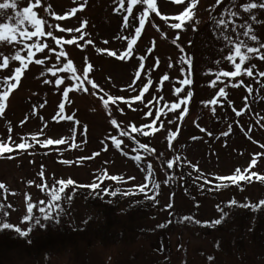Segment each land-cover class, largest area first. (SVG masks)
Masks as SVG:
<instances>
[{
  "label": "rangeland",
  "instance_id": "374dc122",
  "mask_svg": "<svg viewBox=\"0 0 264 264\" xmlns=\"http://www.w3.org/2000/svg\"><path fill=\"white\" fill-rule=\"evenodd\" d=\"M227 2L224 0L216 12L219 13ZM246 2L249 0H236L237 10L240 11L239 6ZM82 3L83 0H42V6L34 8L37 18L42 17L55 26L49 29L44 25L45 32L51 30L58 39L76 38L77 43L56 45L51 37H40V42L49 47L43 52L33 49L32 61L10 93L5 115L0 116V141L10 145L20 142L33 145L27 151H13L10 154L12 159L7 158L9 154L0 155V184L5 186L0 189V203L12 206L4 209L9 212L5 220L21 230L32 229L27 237L13 243L2 242L6 239L5 235L0 238V264H264V207L254 212L251 208L238 206L264 200V185L253 179L250 183L241 182L237 187L216 179L234 174L237 168H248L254 157L257 165L251 170L264 174V147H261L264 145V89L255 92L259 86L254 78L242 75L232 80V83L242 80L244 84L252 85L253 96L259 97V102L250 98V110L244 109L237 117L232 109H243V98L248 95L246 89L229 86L226 88L228 98L224 99L218 97L219 87L223 84L217 82L216 87L210 86L211 81L216 80L215 72L234 70L229 62L223 60L228 50L220 51L223 45L210 30L208 9L215 5L216 0H199L196 18L200 23L196 25L197 31H193L191 23L185 25L184 31L174 30L169 25L177 21H165L151 13L137 43L133 45L131 58L126 61L107 54L108 51H115L120 55L127 50L128 41L119 37H134L133 29H122L126 13H114L117 7L114 0H87L83 11L76 16L67 15L71 8ZM27 4L28 0H19L18 9ZM44 7H48V11ZM157 9L161 16L174 17L183 11L184 5H176L172 0H157ZM142 10L143 6H137L133 15ZM253 11L261 23L251 21L250 14L242 11L244 19L238 23L246 20L252 25L254 34L264 42V9ZM6 15H12L11 10ZM56 15H66V19L58 21ZM83 19L88 21L84 31L89 33L84 40H79L80 33L59 31L60 27H79ZM133 23L138 26V20ZM153 23L157 27H153ZM178 31L180 40L177 44L184 48V53L173 43ZM88 40L92 43H87ZM16 50L12 46L0 45V52L8 56ZM60 51L65 56L60 58L57 67L71 59L73 67L77 68L76 74L81 75L82 70L91 64L89 79L98 88L92 89L85 83L89 91H73L69 93L70 102L64 100L55 79H65V83L71 86L73 82L67 79L71 74L57 71V77H52L46 71L57 63L56 53ZM186 54H190L192 59L191 84L181 85L179 81L188 76V65L180 61V57ZM21 55L26 58L27 51H22ZM140 56L146 57L143 70L138 67ZM2 59L0 57V62ZM36 59H44L45 64H35ZM217 60L221 61L219 65L215 63ZM248 63L257 65L254 71H264V60L253 59ZM18 66V61H10L9 69H0V77L11 75ZM182 67L185 69L183 74ZM149 68L154 69L151 72L153 84L143 98L144 103H141L134 97L139 95L143 83H147L145 74ZM209 70H212L211 73ZM137 71H141V79L136 80V91H132L129 85ZM165 74L169 76L168 81H162ZM220 79L228 83V78ZM44 80L51 83L45 84ZM175 87H183L185 92L177 97ZM188 90L193 92V96L188 105L181 106L187 107L188 112L180 120L177 119L178 113L169 111L165 105L178 102ZM93 92L95 95L91 94ZM108 96L123 98L116 99L115 103L109 101L111 115L101 99ZM153 96L163 99L157 103ZM213 98L218 99L217 105L205 107L202 103ZM60 103L65 104L62 115L59 113ZM213 108L216 109L215 115L211 111ZM149 110L152 116L146 115ZM157 110L167 113L155 120L156 127L163 122L164 128L149 137L131 131L132 126L142 128L152 123ZM68 115L73 116L71 121L64 119ZM112 118L117 120L120 129L110 123ZM169 119H176V123L169 124ZM84 125L87 126L86 135L82 132ZM200 128L205 131L201 132ZM121 129L128 130L132 139L119 136ZM144 130L151 132V129ZM169 130L176 131L171 147ZM113 136L122 141L119 148L113 144ZM59 138H64L66 143L40 147L41 141ZM137 141L155 149L153 155L149 156L140 149ZM136 155L141 156L140 162L134 159ZM176 156L180 157L179 161L174 159ZM169 159L174 163L171 170L162 164ZM149 162L153 166L152 179L160 185L159 189H154L147 181L148 194L155 195V204L138 193L136 187L146 182V165ZM41 171L44 172L43 177L39 175ZM113 175L116 180L109 179ZM169 176L173 179L169 180ZM68 179L76 185L97 183L100 188L93 191L88 187V192H80L84 188L68 186V193L73 192L72 188L79 191H74L70 203L60 202L64 211L58 215L54 211L55 219L43 220V214L34 209V216L41 218V224L22 222L28 203L44 201L40 206L47 207L52 191L60 187L56 181ZM205 180L210 183L205 184ZM105 187L109 192L119 191L116 196L106 195L103 191ZM125 192L137 194L124 195ZM97 193L114 205V212H104L101 207L92 204ZM231 200L237 201V205L230 206ZM152 201L153 205H149L148 202ZM136 204L140 207L136 208ZM216 219H221L219 225L211 223ZM2 231L10 234V230ZM30 236L42 241L44 237H51L46 242L49 247H42L43 244L38 241L34 244L35 250L29 251L26 239H31Z\"/></svg>",
  "mask_w": 264,
  "mask_h": 264
},
{
  "label": "snow or ice",
  "instance_id": "6c2138e0",
  "mask_svg": "<svg viewBox=\"0 0 264 264\" xmlns=\"http://www.w3.org/2000/svg\"><path fill=\"white\" fill-rule=\"evenodd\" d=\"M172 2L176 5H184V9L180 14L175 15L174 17H167V16H161V13L157 9V0H114V3L117 5V7L114 8V13H126V15L123 16V23H122V29H133L134 31V37L130 36H124L119 37L120 39L127 40V50L122 52L120 55H117L115 51H108L107 54L109 56H115L118 60L126 61L127 59H130L133 53V45L137 43V38L140 37L142 30L145 27L146 21L150 19V14L155 13L156 16H159L161 19L167 21L169 19H174L177 21L176 23H171L169 26L174 30H180L184 31L186 30L185 25L191 23L193 27V31H197L196 25L200 23L199 19L196 18L197 16V6L199 4V0H172ZM18 3L19 0H0V45H6V46H12L13 48H16L17 50L15 53L11 56L5 55L3 52H0V57H2V62H0V69H9L10 61H18L19 65L18 67H15L14 70H12V74L9 76L0 77V116L5 115V110L7 107V102L10 98V93L17 87L19 84L21 77L23 75L24 70L27 68L28 63L32 61L33 58V49H35L37 52H43L45 48H48V44H42L40 42V37H51L52 40L55 41L56 45H74L77 43L76 38H70V39H58L56 36L53 35V32L51 30L45 32L43 30V26L47 25L49 29H52L55 27L54 25L48 24V21L44 18H37V12L34 11V8H37L38 6H42V0H28L27 6L23 7L22 9H18ZM125 4L127 5L125 7ZM221 4H224V0H216L215 5H212L209 7V26L210 30L214 34V38L219 40L222 43V47L220 49L221 52H223L225 49L228 50L227 55L223 57V60L229 62L231 66L234 68L233 71H227V70H219L214 73L216 76V80L211 81L210 86L216 87L217 82L220 84H223V87H219L218 90V97H223L224 99L228 98V93L226 92V88L229 86L232 88H239L243 86L247 91V96L243 98V109L237 110L236 108H233V112H235V115L237 117L242 115V112L244 109L250 110L249 105V99H255L257 102H259L258 96H253L254 88L252 85L244 84V81H238L236 83H232V80H234L237 77L240 76H246L249 78H254L255 83L259 86L255 89L256 93H259L260 89H264V71H254L257 68V65L254 63H248L250 60L257 59V60H264V42H261L257 35L254 34V30L251 24H249L246 20L243 23H238V21L243 20L244 18L241 16V11L243 13L250 14V20L256 23H261V21L257 20V16L254 13L253 10L257 9H264V0H261V2H249L243 3L239 6L240 11L237 10V3L236 0H228L227 4L224 5L223 8L220 9L219 13L216 12V9L220 7ZM87 5V0H83V3L79 7H73L71 8L70 12L67 13L68 16H76L78 12L83 11L84 7ZM137 6H143V10L138 13V15H133L134 9ZM8 10H11L12 15H6V12ZM45 11H48V7H44ZM79 19V17H77ZM131 18V19H130ZM55 19L58 21H62L66 19V15H56ZM138 20V26H136L133 22ZM88 21L87 19L80 20V26L76 28H64L60 27L59 31L61 33L67 32H77L80 33L79 40H84L86 36L89 35V33L85 32L84 29L87 28ZM153 27H157L155 23L152 25ZM157 30H159L157 28ZM180 31L177 32V35L175 36L173 43L176 44V46L179 48L181 53H184V48L177 44V41L180 40ZM36 38V39H33ZM26 41H32L31 44L27 43ZM251 42V43H250ZM87 43L91 44L92 41L88 40ZM105 43H108L105 41ZM19 46V47H17ZM189 46H191V41H189ZM27 51V57L21 55L22 51ZM99 52L100 49H97ZM62 56H65V53L63 51L56 53V61L57 63L52 64L50 68H47L46 71L50 72L52 77H57V71L59 72H66L70 73L71 75L67 77V79L71 80L73 83L71 86L67 85L65 83V79L57 78L55 79V85L57 88L62 91L63 98L66 101L70 102L69 99V93L80 90V91H89L87 87H85V83L88 85H91L92 89H97L98 85L96 83H93L91 79H89V71L92 68L91 64H88L86 68L82 70L81 75H77V68L73 67V61L69 59L66 64H63L60 67H57V64L60 61V58ZM187 56V58H186ZM138 59L141 61L139 64V69L143 70L144 60L146 57L140 56ZM85 61H87V58L85 57ZM180 61L183 64L188 65V76L180 80L179 83L181 85H190L191 84V63L192 59L190 54L182 55L180 57ZM159 63V60L157 58V64ZM217 65L221 63L220 60L215 61ZM35 64L37 65H43L45 64L44 59H36ZM247 64V67H244V65ZM169 67H172L171 64H169ZM53 69H57L56 71H53ZM153 68H149L148 72L145 74L147 78V83H143L142 88L140 89L139 95L134 97V100L141 101V103H144V97L146 93H149L150 86L153 84V80L151 79V72L153 71ZM212 70H209V73H211ZM185 72V69L181 68V73L183 74ZM206 73V74H209ZM43 75V73H42ZM228 78V83H225L224 80H221L220 78ZM141 79V71L136 72V77L133 80L132 84L129 85V88L132 89V91H136V88L134 87L136 80ZM169 76L167 74L163 75L162 81H168ZM45 84L51 83L49 80L43 81ZM176 83L175 81L173 82ZM63 85L64 87H60ZM103 91V89H101ZM185 90L183 87H175L174 93L177 95V97H180L181 93H184ZM95 95V92L91 93ZM107 95V93H105ZM193 96V92L191 90H188L183 98H179L178 102L166 104L165 106L168 108L169 111L178 113L177 119L183 120L184 115L188 112V108L184 107L181 108L182 105H188L189 101L191 100ZM104 103L105 109L109 111V115H111V110L109 109V101H112L113 103L116 102V99H123V98H114L111 96H108L107 99H104L101 97ZM153 100H157V103L159 100H162L163 97H152ZM126 103L128 101H125ZM205 107H207L209 104L211 105H217L218 99L213 98L210 101L202 102ZM229 104H231V101H229ZM145 107H148V104H144ZM222 106V105H221ZM65 110V104L60 103L59 104V113L62 115ZM135 110V109H134ZM121 111H123L121 109ZM212 113L215 115L216 109H211ZM147 116H152L153 113L151 110H149L146 113ZM164 115L166 116V112H161L160 110H157L155 113V119L152 123L145 124L142 128H137L135 126H132L131 131L139 133L140 135L144 137H149L150 135H153L156 132H159L161 128H164L165 125L163 122H161L159 127L155 126V120H159L160 117ZM64 119H67L71 121L73 119L72 115H68L64 117ZM259 122V121H258ZM76 123H79L77 121ZM110 123L115 126L117 129H120V125L118 124L117 120L115 118H112ZM169 124H175L176 119H169ZM144 129H151L150 131H146ZM178 131V129H177ZM201 132H204V128H200ZM229 131H231V125H229ZM82 132L84 135L87 134V126L84 125ZM228 133H224V135H227ZM73 135H75V131L73 130ZM211 135V133H209ZM119 136L121 137H129L130 133L128 130L121 129L119 131ZM176 136V131L169 130L168 132V140L170 142L171 147V140ZM9 141H11V136L8 138ZM112 142L115 144L117 148L120 147L122 141L118 140L116 137H112ZM66 143V140L64 138L59 139H46L45 141L40 142V147H46L47 145H64ZM103 143V142H102ZM138 143V146L140 149H142L147 155L151 156L155 152V149L150 148L147 143ZM33 145L27 142H20L19 144H13L10 145L6 141H0V155L9 154L7 155L8 159H12L13 156L10 155L13 151L19 150V151H27L28 149L32 148ZM261 147H264V145H261ZM135 151V149H133ZM97 155H99L97 153ZM160 155H163L161 153ZM134 159L137 162L141 161V156L136 155ZM176 161L180 160L179 156H176L174 158ZM162 164H166L167 169L171 170L174 167L173 160H165L162 161ZM257 165V159L254 157L251 162L250 166L248 168H237L235 170V173L229 176H223V177H216L217 180L227 181L230 182L232 185H236L239 187L241 185V182L244 183H250L253 181V179L259 180L260 183H264V175H260L255 171H252L251 169L256 167ZM147 174L145 176V183L136 186L138 189V193L144 194L145 198L148 200H155V195H149L147 189L149 188V182L152 184V187L154 189H159L160 185L152 179L154 172H153V166L152 163H147ZM143 170V169H142ZM41 177L44 176V172L41 171L39 174ZM182 178V177H181ZM111 180H116L117 177L115 175L109 177ZM130 179H135V177H131ZM169 180H172L173 177L169 176ZM199 179V177H197ZM31 183V182H30ZM205 184L210 183L208 180L204 181ZM57 185H60L59 188H55L52 191L50 200L48 201L47 207H42L40 205H43L44 201H39V204H33L28 203L26 207V215L23 217L22 222H29L34 221L35 224L40 225L41 224V218L39 216H34V209H37L39 213L43 214V220L51 221L56 218L54 216V211L58 215L59 213H62L64 211L63 207H61L60 202L62 200L71 202L73 199L75 192L68 193L66 192V188L68 186H73L77 188H88L90 187L93 191L100 188V184L93 183L91 185H76V183L72 179L68 180H57ZM40 187V185H37ZM227 186V185H225ZM219 187V185H217ZM5 186L3 184H0V189H4ZM243 190V188H241ZM104 194L116 196L117 191H111L109 192L108 189L105 187L103 189ZM59 193H63L64 195H60ZM124 195H135L136 192H125ZM14 195V194H13ZM99 195V193H97ZM229 205H237V201L231 200L229 201ZM241 208H251L252 211H257L260 208L264 207V200H260L258 203L252 204V203H243L238 205ZM11 204H3L0 203V210H2V215H0V230H14L22 237H27L29 233L32 231L31 228L24 231L21 230L19 227H15L10 222H7L5 218L9 215V212L4 210L6 208H11ZM219 211L223 213V209L217 206ZM226 216L227 214L224 213ZM185 219H191L190 217H185ZM58 222V220H57ZM214 225H219L221 223V219H216L215 221L211 222ZM159 227H163V225H159Z\"/></svg>",
  "mask_w": 264,
  "mask_h": 264
},
{
  "label": "trees",
  "instance_id": "16d2710c",
  "mask_svg": "<svg viewBox=\"0 0 264 264\" xmlns=\"http://www.w3.org/2000/svg\"><path fill=\"white\" fill-rule=\"evenodd\" d=\"M261 175V174H260ZM262 175H264V174H262ZM254 180H257V179H255L254 178ZM257 181H259V180H257ZM225 182H227V181H225ZM263 185H264V183H262ZM81 190L82 191H87L86 190V188H84V189H80V192H81ZM72 191H79V189H76V188H72ZM88 192V191H87ZM99 196H101V195H95V198H94V202L92 203L93 205H95V206H99V207H101L103 210H104V212H106L107 210H110V211H112V212H114V205H112L110 202H109V200L108 199H104L103 197H99ZM156 203V199L154 200V204ZM148 204L149 205H153V201L152 202H148ZM143 206V205H142ZM141 206V207H142ZM137 207H140V204H136V208ZM126 212H128V211H126ZM17 233V232H16ZM16 233H14V234H12V231L10 230V234L9 235H6V233H3V231L2 230H0V238L1 237H4V235L6 236V239H3L2 240V242H4V243H7V242H15V241H17L18 239L19 240H21L20 238H25V237H20V236H18L17 237V235H16ZM13 235V236H12ZM31 237V236H30ZM33 237V236H32ZM31 237V239H26L27 240V242H26V244L28 245V249H29V251H32V250H35V246H34V244H37V243H39L38 241H40L43 245H42V247H49V245H47V241L51 238V237H49V236H47V237H44L45 239H43V241L41 240V239H39V238H37V237H33L32 238ZM22 240H24V239H22ZM10 244V243H9ZM11 246V245H10ZM51 246V245H50ZM0 248H1V244H0Z\"/></svg>",
  "mask_w": 264,
  "mask_h": 264
}]
</instances>
